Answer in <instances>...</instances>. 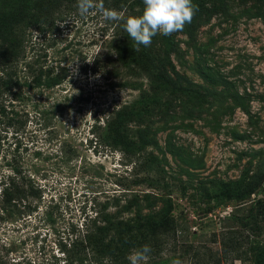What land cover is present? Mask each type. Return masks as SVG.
I'll list each match as a JSON object with an SVG mask.
<instances>
[{"label": "rangeland", "instance_id": "374dc122", "mask_svg": "<svg viewBox=\"0 0 264 264\" xmlns=\"http://www.w3.org/2000/svg\"><path fill=\"white\" fill-rule=\"evenodd\" d=\"M75 1L50 38L28 31L27 59L63 67L60 84L32 86L21 66L16 98L0 100V178L14 168L42 192L26 214L0 209L7 264L61 262L69 229L106 201L148 238L151 264H264V0H192L182 30L139 50L125 23ZM116 29L126 64L105 62ZM157 59L168 77L149 92ZM121 106L128 156L101 137Z\"/></svg>", "mask_w": 264, "mask_h": 264}, {"label": "trees", "instance_id": "16d2710c", "mask_svg": "<svg viewBox=\"0 0 264 264\" xmlns=\"http://www.w3.org/2000/svg\"><path fill=\"white\" fill-rule=\"evenodd\" d=\"M103 1V2H102ZM104 9L121 12L117 19L119 24L126 22L129 16H138L143 11V0H101ZM75 0H63L60 9L56 12L59 0H0V100L4 98H16L18 94L19 78L16 71L22 66L23 73L32 86L43 85L46 88L59 85L65 77L60 72L53 75V67L43 68L44 61L38 53L26 57L27 37L31 32L50 38L57 26L56 20L74 8ZM53 4V6H52ZM73 4V5H72ZM55 5V6H54ZM119 31L116 29L110 36L106 48L113 55L106 57L105 62L126 64V57L121 47L122 41ZM35 45V44H33ZM137 65V64H136ZM134 66V65H133ZM129 69L130 78L137 79L132 67ZM138 71H142L138 69ZM149 92L161 90V85L167 80V73L160 60L152 62L150 72L144 74ZM126 106L112 107L106 115L103 125L105 134L102 137L104 146L120 147L118 149L128 156L121 143L116 126L125 119ZM1 112L4 110L1 108ZM25 120L16 121L18 129ZM8 124L14 120L8 119ZM16 132V131H15ZM123 148V149H122ZM67 151L62 148L61 155ZM138 160V159H136ZM139 163V161H137ZM135 163V164H137ZM41 188L17 169H12L11 174L0 178V209L2 212L22 215L32 210V203L41 200ZM118 202L117 198H114ZM106 203H93L91 215L86 216L80 227L72 226L67 234V239L60 244L59 251L62 260L55 258L54 264H129V250L136 246L139 249L148 240L145 236L137 237L129 226V223L109 214ZM136 249V250H137ZM150 260V259H149ZM149 260L144 264H151ZM60 262V263H59ZM0 264H7L6 254H0ZM53 264V263H52Z\"/></svg>", "mask_w": 264, "mask_h": 264}, {"label": "clouds", "instance_id": "9594fccd", "mask_svg": "<svg viewBox=\"0 0 264 264\" xmlns=\"http://www.w3.org/2000/svg\"><path fill=\"white\" fill-rule=\"evenodd\" d=\"M92 7H96L106 20L119 18L116 11L104 9L100 0L95 3L93 0H80L78 11L85 15ZM193 14L192 0H143V11L138 16H129L126 19L125 31L133 40L136 50H139L140 45L147 47L158 32L168 36L182 30L191 21ZM150 251L148 245H142L129 255V264H144Z\"/></svg>", "mask_w": 264, "mask_h": 264}]
</instances>
